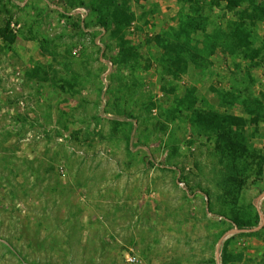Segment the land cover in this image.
I'll list each match as a JSON object with an SVG mask.
<instances>
[{"label":"rangeland","instance_id":"1","mask_svg":"<svg viewBox=\"0 0 264 264\" xmlns=\"http://www.w3.org/2000/svg\"><path fill=\"white\" fill-rule=\"evenodd\" d=\"M90 2L0 0L15 38L0 37V264H264V19L253 59L232 38L244 6L131 0L120 39L97 29ZM182 28L188 64L172 74L165 43ZM190 93L249 121L256 160L235 164L178 114ZM238 169L233 206L223 187Z\"/></svg>","mask_w":264,"mask_h":264},{"label":"trees","instance_id":"2","mask_svg":"<svg viewBox=\"0 0 264 264\" xmlns=\"http://www.w3.org/2000/svg\"><path fill=\"white\" fill-rule=\"evenodd\" d=\"M219 1L226 2L231 7L244 6L240 20L236 22L234 28H232V38L237 42L235 43V48L241 49L242 51L240 52H243L245 58L251 57L254 59L258 57L260 50L251 47L254 43H252L251 39L255 25H257V22L264 19V5L261 3L258 4L256 0ZM246 4H248V6H246ZM89 7L92 12L91 15L97 23V29L109 31L116 38L122 39L125 31L135 20L131 8V0H91ZM251 9H253L252 12H250ZM185 31H187L185 28H182L180 31L174 30L172 36L177 43H173L171 40H168L167 43H165L166 65L164 68L166 69V72L175 74V71L172 69L173 65L185 61L186 68V64H188V62H186V55H183L181 52L184 50V52L189 55V50L184 47L182 41L183 32ZM0 37H2L7 43H13L15 41L14 37L1 30ZM213 50H215V48ZM190 53L193 54L191 51ZM175 54L176 56H174ZM180 56H182V58H179ZM193 60L191 61L197 66ZM166 79L167 78L163 79L164 82H166ZM164 91H167L166 87H164ZM197 102L196 97L194 98L190 93L186 98L176 99L174 105L175 110L179 115H184L185 112H190L196 124L217 137L223 147V152L229 156L235 164H238L239 161L248 162L250 159H252V161L256 160L258 155L251 143V137L247 133L249 121L245 117L221 113L208 108L202 110L196 106ZM255 121H258V117ZM129 147L131 148V143H129ZM258 165L259 172L261 173L262 163H259ZM245 175H247L246 171L241 172L240 169H238L235 174L229 175L224 180L223 196L225 200L233 206L239 204L240 191L246 179ZM230 222L232 227L235 225L240 231L253 229L252 226L250 227V225L243 224L236 219H233ZM228 254L229 244L222 249V259L225 260V258L228 257Z\"/></svg>","mask_w":264,"mask_h":264},{"label":"built area","instance_id":"3","mask_svg":"<svg viewBox=\"0 0 264 264\" xmlns=\"http://www.w3.org/2000/svg\"><path fill=\"white\" fill-rule=\"evenodd\" d=\"M77 13L82 15V17H84L88 14V11L86 8H81V9L77 10Z\"/></svg>","mask_w":264,"mask_h":264},{"label":"water","instance_id":"4","mask_svg":"<svg viewBox=\"0 0 264 264\" xmlns=\"http://www.w3.org/2000/svg\"><path fill=\"white\" fill-rule=\"evenodd\" d=\"M263 217V216H262ZM221 244H219V247H220ZM217 260H218V263L220 262V254H219V248H218V254H217Z\"/></svg>","mask_w":264,"mask_h":264}]
</instances>
